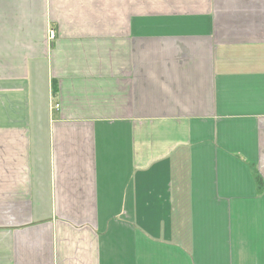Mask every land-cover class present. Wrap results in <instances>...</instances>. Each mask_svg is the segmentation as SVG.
Wrapping results in <instances>:
<instances>
[{
  "label": "crops",
  "instance_id": "0c3cea01",
  "mask_svg": "<svg viewBox=\"0 0 264 264\" xmlns=\"http://www.w3.org/2000/svg\"><path fill=\"white\" fill-rule=\"evenodd\" d=\"M0 264H264V0H0Z\"/></svg>",
  "mask_w": 264,
  "mask_h": 264
},
{
  "label": "built area",
  "instance_id": "2783aa9c",
  "mask_svg": "<svg viewBox=\"0 0 264 264\" xmlns=\"http://www.w3.org/2000/svg\"><path fill=\"white\" fill-rule=\"evenodd\" d=\"M55 31L53 30V29H51L50 31H49V39L50 40H53L54 38H55Z\"/></svg>",
  "mask_w": 264,
  "mask_h": 264
},
{
  "label": "trees",
  "instance_id": "16d2710c",
  "mask_svg": "<svg viewBox=\"0 0 264 264\" xmlns=\"http://www.w3.org/2000/svg\"><path fill=\"white\" fill-rule=\"evenodd\" d=\"M258 180H259V181H258L259 192H261L263 182H261L259 178H258Z\"/></svg>",
  "mask_w": 264,
  "mask_h": 264
},
{
  "label": "rangeland",
  "instance_id": "374dc122",
  "mask_svg": "<svg viewBox=\"0 0 264 264\" xmlns=\"http://www.w3.org/2000/svg\"><path fill=\"white\" fill-rule=\"evenodd\" d=\"M55 39V38H54ZM54 39L53 40H51V41H54Z\"/></svg>",
  "mask_w": 264,
  "mask_h": 264
}]
</instances>
